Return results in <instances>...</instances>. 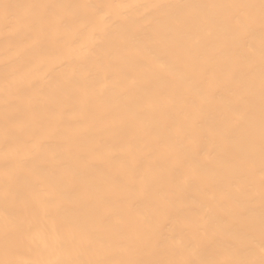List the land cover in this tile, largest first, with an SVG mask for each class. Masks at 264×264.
I'll use <instances>...</instances> for the list:
<instances>
[{"label":"bare ground","instance_id":"6f19581e","mask_svg":"<svg viewBox=\"0 0 264 264\" xmlns=\"http://www.w3.org/2000/svg\"><path fill=\"white\" fill-rule=\"evenodd\" d=\"M0 3L66 6L39 37L0 15V260L181 264L249 238L258 256L259 0Z\"/></svg>","mask_w":264,"mask_h":264},{"label":"snow or ice","instance_id":"6c2138e0","mask_svg":"<svg viewBox=\"0 0 264 264\" xmlns=\"http://www.w3.org/2000/svg\"><path fill=\"white\" fill-rule=\"evenodd\" d=\"M21 7H26L31 11L28 14L23 16L14 15L13 10ZM66 6L57 5V4H29L25 6L9 4V3H0V15L6 21H10L13 24H22L27 29L34 32L38 37L43 34L44 27L46 24L51 25L53 22L58 26L63 21V17L58 15L57 10L63 9ZM157 8L164 10L169 8H192V7H209V6H194V5H157ZM215 7V6H212ZM228 7L239 9L237 14L231 17L232 23L236 25H241L245 21L251 24L255 22V17L250 10L255 9L256 5H229ZM96 12L98 15L102 14V6L96 7ZM259 23L261 28L264 29V0H259ZM260 130H259V139H260V154H261V166H260V177H261V191H260V217H259V236H260V245H259V254L257 256L255 252V240L254 238H249L247 241L242 244L235 245H222L225 252V257L222 259H200V260H185L181 264H264V47L261 50V62H260ZM249 72H255V66L249 65ZM251 104L247 105L246 111L241 113L238 116V126H248L251 127ZM5 135L7 136L11 131V128L14 124V121L5 116ZM42 147V146H41ZM58 166L61 169H65L63 161H59ZM66 175H71L70 169H65ZM9 193L5 191L4 196L7 199ZM49 203H52L49 201ZM66 230L69 233L75 232L76 226L68 224L65 226ZM250 231L255 232L256 225L253 221L250 224ZM6 236L13 237L19 242H23L25 235L23 232L22 224H15L11 227L8 224L4 225ZM75 242V241H73ZM53 245L62 246L63 241L56 236L53 241ZM0 264H16L15 261L10 259L0 260ZM51 264H151V262L144 261H134V260H57L51 262Z\"/></svg>","mask_w":264,"mask_h":264}]
</instances>
